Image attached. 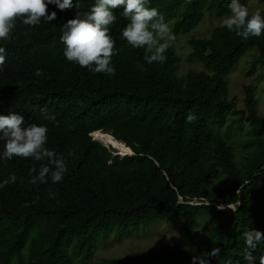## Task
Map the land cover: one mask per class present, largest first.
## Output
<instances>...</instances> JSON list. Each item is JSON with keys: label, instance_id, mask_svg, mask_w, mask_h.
<instances>
[{"label": "trees", "instance_id": "trees-1", "mask_svg": "<svg viewBox=\"0 0 264 264\" xmlns=\"http://www.w3.org/2000/svg\"><path fill=\"white\" fill-rule=\"evenodd\" d=\"M94 2L79 0L78 9L63 12L49 6L57 19L36 27L18 19L12 38L0 42L6 49L0 114L47 125L45 146L62 154L68 167L63 181L33 185L29 170L47 161H0V181L9 179L0 189V264H89L96 243L159 220L181 221L187 242L105 264H191L192 256H206L212 247L221 255L211 264H246L242 234L251 228L264 232V118L252 86L243 87V109H236L226 76L251 49L257 53L250 70L264 67V34L245 41L218 26L207 38L190 37L189 56L203 70L178 76L172 49L165 62L148 64L143 48L121 39L128 21L118 8L110 31L119 49L112 57L116 73L108 77L68 62L60 42L61 26ZM229 3L150 0L148 7L174 21V35H187L207 15H229ZM36 69L44 75L37 77ZM42 110L55 120L44 119ZM189 113L196 116L192 123L185 122ZM233 128L245 139L241 158L229 141ZM98 131L133 155L119 156L115 144L106 148L93 140ZM49 191L57 193L54 199ZM193 200L208 205H190ZM261 254L264 242L254 253L257 264Z\"/></svg>", "mask_w": 264, "mask_h": 264}, {"label": "clouds", "instance_id": "clouds-1", "mask_svg": "<svg viewBox=\"0 0 264 264\" xmlns=\"http://www.w3.org/2000/svg\"><path fill=\"white\" fill-rule=\"evenodd\" d=\"M149 4L150 0H95L87 12L81 14L76 11L75 17L68 19L61 26L60 42L64 46L63 57L81 68H87L90 72L113 77L116 68L112 57L118 54L119 49L116 48V41L110 35V31L111 26L117 21L114 10L120 8L122 11L119 14L128 21L121 30V39L133 49L143 48L146 63L165 62L167 59L165 53L176 37L169 24L165 22L164 14L156 7H148ZM49 6L63 12L78 9L79 0H0V42L12 38L18 19L30 27L39 26L42 21L52 23L57 19V11L49 12ZM228 7L230 14L222 19L221 27L234 32L245 41L264 34L262 10L250 12L240 0H230ZM5 60L6 49L0 46V72L4 70ZM35 75L39 77L44 73L41 69H36ZM42 112L44 119L55 120V116L48 114L46 110ZM195 119L196 116L189 113L185 122L192 123ZM48 131L45 124H26L24 116L20 114L14 112L0 114V142L3 143L0 161H11L14 157L31 158L36 162L47 161L46 164L42 163L39 169L33 166L29 170V183L45 185L49 182L57 184L63 181L68 167L62 154L45 146ZM10 180L15 183V175H12ZM8 183L9 179L0 181V189ZM56 195L54 191L48 192L50 199H54ZM179 202L185 204L181 198ZM242 235L243 260L246 264H257L254 253L258 244L264 242V232L251 228ZM220 255L221 249L212 247L206 256H192L191 264H211V259ZM227 264H232V261H227ZM258 264H264V254L259 256Z\"/></svg>", "mask_w": 264, "mask_h": 264}, {"label": "rangeland", "instance_id": "rangeland-1", "mask_svg": "<svg viewBox=\"0 0 264 264\" xmlns=\"http://www.w3.org/2000/svg\"><path fill=\"white\" fill-rule=\"evenodd\" d=\"M247 7L250 12L257 9L264 11V1L258 2L256 0H250L247 3ZM223 18L224 17L216 19L215 17L207 15L189 34L175 35L176 39L169 49H172L179 58L177 69L178 76L184 75L188 71L203 70L202 64L192 60L189 56L191 50L188 39L190 37H209L211 31L215 27L221 26ZM165 22L169 24L173 31L174 21ZM256 53L255 49L249 50L242 56L235 68L226 76L228 83V99L235 101L237 110L243 109V87L252 86L257 100V112L264 118V67L257 66L254 70H250L249 68L251 57ZM229 119H233V116H230ZM227 125L228 124H226L223 129L224 133L226 132ZM235 127L238 128L236 125ZM228 134L230 136L229 141L234 147L235 156L237 158L245 156L247 151L242 149L245 139L242 138L234 128L228 132ZM243 136L245 135L243 134ZM245 138L247 139L246 136ZM115 152L119 155L116 150ZM189 204L207 205L208 203L205 201L197 202L193 200ZM204 229L208 232L209 224H205ZM186 242L187 236L184 233L183 223L181 221L167 222L166 220H159L148 228H140L122 234H114L107 241L96 243L95 255L89 264H105V260L123 258L135 252L147 253L159 250L169 244L184 245Z\"/></svg>", "mask_w": 264, "mask_h": 264}, {"label": "bare ground", "instance_id": "bare-ground-1", "mask_svg": "<svg viewBox=\"0 0 264 264\" xmlns=\"http://www.w3.org/2000/svg\"><path fill=\"white\" fill-rule=\"evenodd\" d=\"M94 140L98 141L100 144L104 145V146H111L113 144L116 145V149L114 148L118 153L120 154H130V151L127 150V148H124L123 145H121L120 143H118L114 138H112L109 135L103 134L101 132H94L92 134Z\"/></svg>", "mask_w": 264, "mask_h": 264}, {"label": "water", "instance_id": "water-1", "mask_svg": "<svg viewBox=\"0 0 264 264\" xmlns=\"http://www.w3.org/2000/svg\"><path fill=\"white\" fill-rule=\"evenodd\" d=\"M106 135H108V134H106ZM110 136V135H109ZM91 137L93 138V136L91 135ZM94 139V138H93ZM117 141V140H116ZM118 143H120L121 145H123L124 146V148H127L126 146H125V144L124 143H122V142H120V141H117ZM104 146V145H103ZM105 147V146H104ZM107 148V147H106ZM114 149V148H113ZM128 149V148H127ZM129 151H130V149H128ZM119 155L120 156H125V155H133V153L130 151V154H120L119 153Z\"/></svg>", "mask_w": 264, "mask_h": 264}]
</instances>
